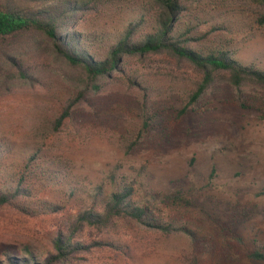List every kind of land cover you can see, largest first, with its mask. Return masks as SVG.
<instances>
[{"label": "rangeland", "instance_id": "obj_1", "mask_svg": "<svg viewBox=\"0 0 264 264\" xmlns=\"http://www.w3.org/2000/svg\"><path fill=\"white\" fill-rule=\"evenodd\" d=\"M125 2L104 8L103 14L86 13L78 25L103 36L95 43L101 51L140 0ZM192 7L182 21L204 16L201 35L214 24L219 27L195 44L198 50L224 48L242 63L264 69V25L244 0H202ZM28 58L36 65L37 80L0 94V138L15 147L6 163L19 161L31 146H42L39 168L64 171L71 183L41 184L43 198L66 206L59 214L30 216L0 207V245L29 242L40 251L52 249L54 230L91 203L95 185L104 182L110 192L111 172L136 175L145 166V183L161 200L178 202L172 208L155 203L158 214L172 209L186 215L197 236L226 232L225 248L201 255L200 264H264L248 256L254 248L264 250L263 92L245 89L241 95L252 103L243 106L237 89L217 81L190 104L199 74L188 63L170 60L158 68L148 59L133 60L127 71L137 73L135 82L105 80L53 134L54 119L75 92L71 79L76 72L49 55ZM71 188L75 193L69 198ZM189 191L193 202L178 199ZM106 232L84 231L88 241L101 234L117 246H95L65 264H183L192 243L185 232L165 234L123 218Z\"/></svg>", "mask_w": 264, "mask_h": 264}, {"label": "trees", "instance_id": "obj_2", "mask_svg": "<svg viewBox=\"0 0 264 264\" xmlns=\"http://www.w3.org/2000/svg\"><path fill=\"white\" fill-rule=\"evenodd\" d=\"M201 1L140 0L134 15L124 19L117 34L109 36L108 44L101 51V45L95 47V43L103 36L81 30L78 25L86 13L103 14L104 8L121 7L125 0H0V94L37 80L36 65L28 60L29 55H49L54 62L74 69L76 73L71 81L75 92L63 103L52 123L51 131L56 134L88 95L102 88L105 80L135 82L137 73L127 71L133 60L142 64L148 59L158 68L170 60L188 63L199 74L190 104L198 102L217 81L229 83L240 95L247 88L264 93V69L242 63L224 48L207 52L196 48V43L219 28L214 24L201 35L199 30L206 22L202 19L204 16L195 14L193 18L181 20L186 11L196 9L193 3ZM244 1L255 11L256 22L264 25V0ZM240 97L243 106L252 103ZM44 149L31 146V151L27 150L19 161L10 164L6 160L15 147L0 138V207L12 206L30 216L59 214L66 208L62 201L42 197L43 183H71L64 171L39 168ZM144 170L145 166L136 175L111 172L108 175L110 192L104 182L95 185L91 203L72 212L69 221L54 230L50 238L52 249L40 251L29 242L4 243L0 245V264H65L76 253L90 251L95 246L115 247L113 240H104L101 234L121 218L165 234L187 233L192 243L183 264H200L201 255L225 248V231L197 236L188 227L186 215L173 213L172 209L166 216L158 214L155 203L164 201L172 208L178 202L169 197L161 200V194L145 183ZM74 189L71 188L69 198L73 197ZM194 197L189 191L178 199L190 204ZM86 229L97 230L100 238L88 241ZM248 256L264 262L262 249L254 248Z\"/></svg>", "mask_w": 264, "mask_h": 264}]
</instances>
